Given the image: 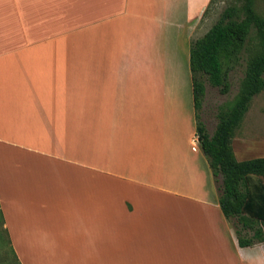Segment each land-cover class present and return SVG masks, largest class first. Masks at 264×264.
I'll return each mask as SVG.
<instances>
[{
    "label": "crops",
    "instance_id": "0c3cea01",
    "mask_svg": "<svg viewBox=\"0 0 264 264\" xmlns=\"http://www.w3.org/2000/svg\"><path fill=\"white\" fill-rule=\"evenodd\" d=\"M210 2L0 0V210L19 264H264L197 134L178 35ZM247 114L240 162L264 158Z\"/></svg>",
    "mask_w": 264,
    "mask_h": 264
},
{
    "label": "trees",
    "instance_id": "16d2710c",
    "mask_svg": "<svg viewBox=\"0 0 264 264\" xmlns=\"http://www.w3.org/2000/svg\"><path fill=\"white\" fill-rule=\"evenodd\" d=\"M255 2L236 0L190 50L199 142L215 180L221 179L220 206L226 219L233 223L242 248L264 242V158L240 162L232 146L250 102L264 92V18L256 11ZM213 3L211 0L208 8ZM253 28L261 39L262 49L249 61L239 97L230 109L220 111L216 130L210 136L198 121L206 93L203 79L220 88L223 94L228 93L229 74L240 62Z\"/></svg>",
    "mask_w": 264,
    "mask_h": 264
},
{
    "label": "rangeland",
    "instance_id": "374dc122",
    "mask_svg": "<svg viewBox=\"0 0 264 264\" xmlns=\"http://www.w3.org/2000/svg\"><path fill=\"white\" fill-rule=\"evenodd\" d=\"M235 1L236 0H214V3L209 8L207 7V12H204L203 17L198 21L197 26H191L189 28L186 40L184 35H178L179 39H181V46L184 47L186 41L187 45L192 47L195 41L202 38L218 22L224 10ZM255 9L258 14L264 18V0H256ZM173 47H176L175 43H173ZM261 49V39L253 28L251 37L246 44L240 62L234 66L229 74L230 88L228 93L223 94L220 88L213 87L206 78L203 79L205 82L206 93L203 97L201 108L198 111V121L204 124L210 136L214 134L216 125L219 122L218 114L220 111L230 109L239 97L247 76L249 61L251 58L258 55ZM248 111L249 114H247L246 124L254 125L253 130H251V133L253 134L252 138H264V92L253 98L249 104ZM240 127L242 130L243 122ZM236 144L237 148H240L239 142H236ZM0 264H19L16 260L13 248L10 245L7 233L3 228V216L1 210Z\"/></svg>",
    "mask_w": 264,
    "mask_h": 264
}]
</instances>
